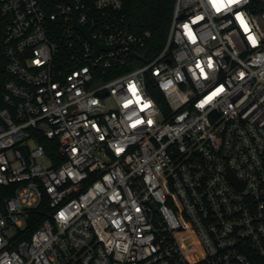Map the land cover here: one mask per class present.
Returning a JSON list of instances; mask_svg holds the SVG:
<instances>
[{
	"label": "built area",
	"instance_id": "1",
	"mask_svg": "<svg viewBox=\"0 0 264 264\" xmlns=\"http://www.w3.org/2000/svg\"><path fill=\"white\" fill-rule=\"evenodd\" d=\"M73 6L0 0V264H264V0Z\"/></svg>",
	"mask_w": 264,
	"mask_h": 264
},
{
	"label": "trees",
	"instance_id": "2",
	"mask_svg": "<svg viewBox=\"0 0 264 264\" xmlns=\"http://www.w3.org/2000/svg\"><path fill=\"white\" fill-rule=\"evenodd\" d=\"M176 0H124V12L129 28L134 33L149 30L151 38L147 43L146 52H159L163 47L169 32L174 3ZM152 94L162 107H165L163 96L157 90H151ZM54 147L47 144V152L54 155ZM47 206L35 209L31 216L33 224H38L46 219Z\"/></svg>",
	"mask_w": 264,
	"mask_h": 264
},
{
	"label": "water",
	"instance_id": "3",
	"mask_svg": "<svg viewBox=\"0 0 264 264\" xmlns=\"http://www.w3.org/2000/svg\"><path fill=\"white\" fill-rule=\"evenodd\" d=\"M70 5L73 6V0H67ZM78 10L73 6L72 16H73V25L75 28L79 29L80 31H83L84 35L95 45V51L94 55H96L99 51L103 49H110L116 46V44L113 45H104L98 43L93 37L91 36V30L85 29L84 26L77 20ZM140 57H142L141 54H139ZM170 61V59H168ZM12 229L10 230V232Z\"/></svg>",
	"mask_w": 264,
	"mask_h": 264
},
{
	"label": "rangeland",
	"instance_id": "4",
	"mask_svg": "<svg viewBox=\"0 0 264 264\" xmlns=\"http://www.w3.org/2000/svg\"><path fill=\"white\" fill-rule=\"evenodd\" d=\"M39 162H41L44 165V167L48 165V162L44 160V158L39 159Z\"/></svg>",
	"mask_w": 264,
	"mask_h": 264
}]
</instances>
